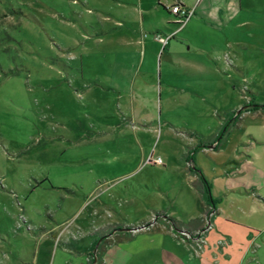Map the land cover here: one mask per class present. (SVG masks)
<instances>
[{"label":"rangeland","instance_id":"374dc122","mask_svg":"<svg viewBox=\"0 0 264 264\" xmlns=\"http://www.w3.org/2000/svg\"><path fill=\"white\" fill-rule=\"evenodd\" d=\"M239 1L224 30L205 35L226 36V53L212 59L196 49L178 68L161 51L150 55L151 33H143L145 57L141 44L139 56L126 57L116 31L130 8L118 0H0V264L33 260L48 245L34 235L54 228L57 215L78 213L71 229L81 237L101 228L102 246L155 219L177 229L167 195L181 194L184 152L193 147L216 168L231 161L243 147H222L220 133L240 110L249 114L233 135L264 133V0ZM131 79L141 85L136 101L124 91ZM212 134L217 160L201 148ZM211 228L194 255L231 264L238 252ZM255 246L244 264H264V247L251 258Z\"/></svg>","mask_w":264,"mask_h":264},{"label":"crops","instance_id":"0c3cea01","mask_svg":"<svg viewBox=\"0 0 264 264\" xmlns=\"http://www.w3.org/2000/svg\"><path fill=\"white\" fill-rule=\"evenodd\" d=\"M176 1L192 14L183 28L164 47L156 41L154 43L150 41L154 46L149 50L150 55L155 59L161 51V58L165 56V63L184 68L185 64L182 63L188 61L187 57L197 52L196 49H199L200 55L212 59L226 53L227 46L231 44L226 36H213L209 39L205 35L216 33L217 29L224 30L230 20L228 13L236 4L240 6L239 0L237 3L236 0H118L120 4L124 3L130 8L129 12L117 21L119 26L116 31L121 51L123 50L126 57L132 53L139 56L140 44L145 57L149 41L147 38L142 39L143 33H151L153 37L168 36L177 30L173 16L168 10ZM151 51H154V55ZM140 88L139 80L131 79L124 91L131 98V95L137 93ZM189 89L191 88H182L181 91L191 93ZM219 91L226 96L227 89L224 86ZM136 95H132L135 101L138 97ZM244 114L238 118L236 124L244 119ZM230 128H232L230 132L221 138V146L227 145L233 149L237 141L241 142L239 145L243 147V151L237 150L238 155L234 150L231 151V161L220 165V168L202 162L201 154L194 152L193 147L184 152L183 160L186 167L181 169L183 173L179 182L181 194L167 193L169 202L173 204L168 214L175 215L178 214L177 211L180 213L179 218L175 216L173 218L177 229L173 230L165 218L155 219L129 226V230L126 231H118L114 240L102 246L101 228L93 231L97 227L93 225L86 231L88 234L81 237L79 230L76 233L71 229L79 218L78 213L72 214L70 219L57 215L54 228L42 230L39 235H34L38 237L40 243L43 241L48 245L37 246L33 260L22 264H55L57 254L60 261L57 264H212L206 256L202 258L193 253V247L212 231V225L218 230L219 237L227 240L226 248L238 252L235 258L228 256L230 260L232 259L231 264H244L250 249L260 240L262 243L259 242L260 246H255L257 247L255 255L251 256L257 260L258 253L264 247V133L245 129L242 136L233 135L235 125ZM189 136L192 138V135ZM216 137L217 134H212L201 147L204 153H208L214 160H217L216 154L212 151L220 145L219 143L212 145ZM187 165L195 166L197 172L191 175V166L187 169ZM137 168L134 167L131 174ZM186 173L190 185L186 184ZM201 175L207 181L209 193L205 189ZM83 187L80 184L82 190ZM100 187L93 186L88 195ZM95 200H98L101 207L100 197ZM157 212L163 214L158 208L151 211L152 214ZM99 226L101 227V224ZM181 233L191 238L183 237L182 241L178 238ZM77 234L78 239H75ZM212 237L210 235V238ZM201 245L205 246V243ZM94 246L93 254L88 255ZM84 253L88 256L84 261L76 259L74 262L69 259L83 257L86 255Z\"/></svg>","mask_w":264,"mask_h":264},{"label":"built area","instance_id":"2783aa9c","mask_svg":"<svg viewBox=\"0 0 264 264\" xmlns=\"http://www.w3.org/2000/svg\"><path fill=\"white\" fill-rule=\"evenodd\" d=\"M168 10L170 15L173 16V22L176 25L177 30L168 36L154 35V40L160 43L163 47L167 44L170 39L174 38L175 35L183 28V26L192 14L191 11L185 10L177 1L171 6H169Z\"/></svg>","mask_w":264,"mask_h":264},{"label":"trees","instance_id":"16d2710c","mask_svg":"<svg viewBox=\"0 0 264 264\" xmlns=\"http://www.w3.org/2000/svg\"><path fill=\"white\" fill-rule=\"evenodd\" d=\"M255 108H257V107H255ZM255 108H253V109H251V110L255 111V110H256ZM261 109L264 110V107H261ZM242 112H243V111L241 110V111L239 112V114L235 117V119H234L233 122H232V125H235V124H236V122H237V120H238V117L241 116ZM229 127H230V125L227 126L226 128H224V129L221 131V133H220L221 138L227 133ZM190 169H191V171H193V172H197V168H196L195 166H191ZM201 176H202V175H201ZM201 178H202V180H203V182H204L203 184H205V189H206L207 193H209V188H208V185H207V181L204 179L203 176H202ZM208 198H209V200H212L211 197H208ZM146 226H148V225H146Z\"/></svg>","mask_w":264,"mask_h":264},{"label":"flooded vegetation","instance_id":"af4514ba","mask_svg":"<svg viewBox=\"0 0 264 264\" xmlns=\"http://www.w3.org/2000/svg\"><path fill=\"white\" fill-rule=\"evenodd\" d=\"M238 114H239V113H238ZM238 114H237V115H238ZM237 115H236V116H237ZM236 116H235V117H236ZM235 117L233 118V120L235 119ZM239 117H240V116H239ZM239 117H238V118H239ZM184 235H186V234H184ZM186 237L191 238L190 236H187V235H186Z\"/></svg>","mask_w":264,"mask_h":264},{"label":"water","instance_id":"95a60500","mask_svg":"<svg viewBox=\"0 0 264 264\" xmlns=\"http://www.w3.org/2000/svg\"><path fill=\"white\" fill-rule=\"evenodd\" d=\"M240 111H241V110H240ZM240 111H238L237 114H238ZM137 229H138V228H137Z\"/></svg>","mask_w":264,"mask_h":264}]
</instances>
